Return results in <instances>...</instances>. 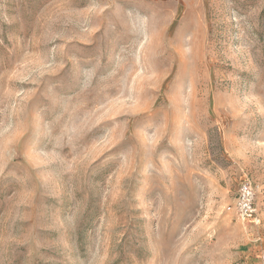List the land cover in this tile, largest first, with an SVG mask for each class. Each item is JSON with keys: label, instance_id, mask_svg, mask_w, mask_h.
I'll use <instances>...</instances> for the list:
<instances>
[{"label": "rangeland", "instance_id": "1", "mask_svg": "<svg viewBox=\"0 0 264 264\" xmlns=\"http://www.w3.org/2000/svg\"><path fill=\"white\" fill-rule=\"evenodd\" d=\"M0 264H264V0H0Z\"/></svg>", "mask_w": 264, "mask_h": 264}, {"label": "built area", "instance_id": "2", "mask_svg": "<svg viewBox=\"0 0 264 264\" xmlns=\"http://www.w3.org/2000/svg\"><path fill=\"white\" fill-rule=\"evenodd\" d=\"M235 209L241 221L259 223L260 218L256 207L255 190L247 179H243L238 184L235 196Z\"/></svg>", "mask_w": 264, "mask_h": 264}]
</instances>
